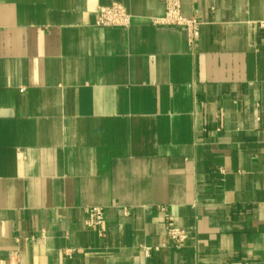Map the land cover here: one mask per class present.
<instances>
[{
  "label": "crops",
  "instance_id": "obj_1",
  "mask_svg": "<svg viewBox=\"0 0 264 264\" xmlns=\"http://www.w3.org/2000/svg\"><path fill=\"white\" fill-rule=\"evenodd\" d=\"M178 1L0 0V258L264 264V0Z\"/></svg>",
  "mask_w": 264,
  "mask_h": 264
},
{
  "label": "built area",
  "instance_id": "obj_2",
  "mask_svg": "<svg viewBox=\"0 0 264 264\" xmlns=\"http://www.w3.org/2000/svg\"><path fill=\"white\" fill-rule=\"evenodd\" d=\"M165 14L162 18L155 19L154 23L166 26L186 28L189 38L192 40L198 36V23L194 19H186L180 13V3L178 0H163ZM130 22V16L120 5L100 8L98 11L97 24L101 27H126ZM88 228L101 227L104 222V212L99 207L85 209ZM165 234L168 242L173 246L180 247L188 240L186 230L174 225L171 217L166 218ZM147 252L148 249H145ZM0 264H14L12 259L0 258Z\"/></svg>",
  "mask_w": 264,
  "mask_h": 264
}]
</instances>
